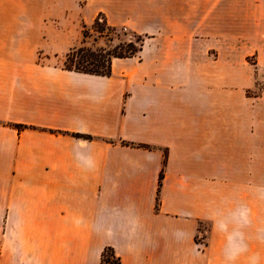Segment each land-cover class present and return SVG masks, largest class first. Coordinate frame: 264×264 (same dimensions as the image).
<instances>
[{
    "label": "crops",
    "instance_id": "0c3cea01",
    "mask_svg": "<svg viewBox=\"0 0 264 264\" xmlns=\"http://www.w3.org/2000/svg\"><path fill=\"white\" fill-rule=\"evenodd\" d=\"M99 13L145 36L139 53L109 75L56 64ZM236 77L233 99L220 81ZM232 101L247 120L227 121ZM106 249L264 264V0H0V264H105Z\"/></svg>",
    "mask_w": 264,
    "mask_h": 264
},
{
    "label": "trees",
    "instance_id": "16d2710c",
    "mask_svg": "<svg viewBox=\"0 0 264 264\" xmlns=\"http://www.w3.org/2000/svg\"><path fill=\"white\" fill-rule=\"evenodd\" d=\"M92 37L90 46H77L70 48L63 55L62 68L84 73L109 75L113 58L136 56L142 48L145 36L124 30L121 27L110 25L105 16L99 13L94 21L87 25L83 23V40ZM102 40V44H94ZM162 173L159 176L161 184ZM112 257V258H111ZM105 264L117 262L109 249L102 254Z\"/></svg>",
    "mask_w": 264,
    "mask_h": 264
},
{
    "label": "rangeland",
    "instance_id": "374dc122",
    "mask_svg": "<svg viewBox=\"0 0 264 264\" xmlns=\"http://www.w3.org/2000/svg\"><path fill=\"white\" fill-rule=\"evenodd\" d=\"M83 23L84 22H80L78 24H76L75 26H71L68 28V30L65 32L66 33V36L68 39H70L71 42H65V45H66V49L63 50L62 52L60 53H57L55 54V58H53V60L55 61L56 64L62 66V62H63V55L72 47H77V46H81V45H84V46H90L92 44V37H88L86 38V41L85 43H82V40H83ZM86 24V23H85ZM91 24V23H90ZM90 24H87V25H90ZM102 40H99L98 42L94 43V44H102ZM253 43H248V42H243V46L240 50V53L242 55V64L240 65L241 67V70L243 72H246V69L249 67L248 65H250L252 68H253V53L252 50H253ZM250 53V55H247V57L243 58L244 54H248ZM40 57H42V55H39ZM228 60V59H227ZM245 61V62H244ZM235 64H229V63H226V67H227V70H233ZM236 66H239V64H236ZM249 80V79H247ZM246 79H243L240 77L239 78H226L225 80H221L220 81V84L225 86V88H227V92H234V95H233V99L236 98L237 96V91H235L238 87H242L241 85H243L245 83V81H247ZM210 85L211 86H217L218 85V82L216 80H210ZM230 88V89H229ZM233 90V91H232ZM229 97V96H227ZM237 107H234V102L232 101L231 103H227L226 104V116L225 118L228 120H233V119H236L238 118L240 115V117L242 118V120H247L246 118H249L250 115L244 113H240V115L237 113ZM249 147V144L247 145H244V148L242 149V151H246ZM112 258V257H111Z\"/></svg>",
    "mask_w": 264,
    "mask_h": 264
}]
</instances>
